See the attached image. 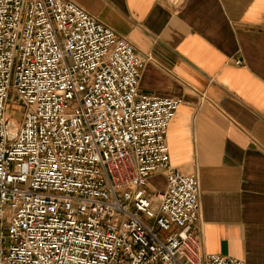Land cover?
<instances>
[{
  "label": "built area",
  "instance_id": "1",
  "mask_svg": "<svg viewBox=\"0 0 264 264\" xmlns=\"http://www.w3.org/2000/svg\"><path fill=\"white\" fill-rule=\"evenodd\" d=\"M143 64L73 1L0 0V264H242L201 253L197 175L169 165L179 102L138 91Z\"/></svg>",
  "mask_w": 264,
  "mask_h": 264
},
{
  "label": "crops",
  "instance_id": "2",
  "mask_svg": "<svg viewBox=\"0 0 264 264\" xmlns=\"http://www.w3.org/2000/svg\"><path fill=\"white\" fill-rule=\"evenodd\" d=\"M70 1L132 45L140 93L179 102L169 165L197 175L201 253L264 264V0Z\"/></svg>",
  "mask_w": 264,
  "mask_h": 264
},
{
  "label": "rangeland",
  "instance_id": "3",
  "mask_svg": "<svg viewBox=\"0 0 264 264\" xmlns=\"http://www.w3.org/2000/svg\"><path fill=\"white\" fill-rule=\"evenodd\" d=\"M9 100H8V105L6 108V115L7 118L12 121L14 124H18L17 122L19 121L20 114H21V107L19 106L18 100L16 96L13 94L9 93ZM148 190L152 192V188L148 187Z\"/></svg>",
  "mask_w": 264,
  "mask_h": 264
}]
</instances>
